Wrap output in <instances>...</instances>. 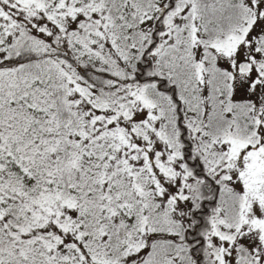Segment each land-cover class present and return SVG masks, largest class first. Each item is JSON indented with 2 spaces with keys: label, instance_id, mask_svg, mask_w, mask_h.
Segmentation results:
<instances>
[{
  "label": "snow or ice",
  "instance_id": "snow-or-ice-1",
  "mask_svg": "<svg viewBox=\"0 0 264 264\" xmlns=\"http://www.w3.org/2000/svg\"><path fill=\"white\" fill-rule=\"evenodd\" d=\"M0 264H264V0H0Z\"/></svg>",
  "mask_w": 264,
  "mask_h": 264
}]
</instances>
